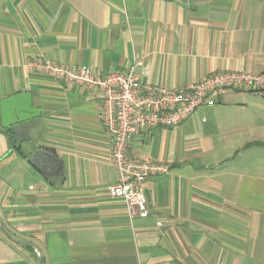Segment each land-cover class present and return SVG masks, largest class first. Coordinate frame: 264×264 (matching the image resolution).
Wrapping results in <instances>:
<instances>
[{"label":"crops","instance_id":"obj_1","mask_svg":"<svg viewBox=\"0 0 264 264\" xmlns=\"http://www.w3.org/2000/svg\"><path fill=\"white\" fill-rule=\"evenodd\" d=\"M33 60L134 67L145 85L171 89L216 72L261 73L264 0H0V100L29 92L42 120L21 144L0 125L9 232L39 248L41 264H244L264 214V94L230 90L178 126L133 134L127 157L169 171L143 182L148 211L129 218L107 192L118 172L98 95ZM37 148L59 158L57 176L27 162ZM36 257L0 230V264Z\"/></svg>","mask_w":264,"mask_h":264},{"label":"built area","instance_id":"obj_2","mask_svg":"<svg viewBox=\"0 0 264 264\" xmlns=\"http://www.w3.org/2000/svg\"><path fill=\"white\" fill-rule=\"evenodd\" d=\"M35 70L83 86L100 99L99 117L111 135L110 160L117 180L107 186L109 196L123 200L129 218L146 214L148 204L143 182L169 171V165L147 158H128L131 136L143 128L175 127L201 105H212L230 90L264 94V72L225 71L213 73L180 89L145 85L134 67L106 73L89 66H70L33 60ZM205 119H203L204 121Z\"/></svg>","mask_w":264,"mask_h":264},{"label":"water","instance_id":"obj_3","mask_svg":"<svg viewBox=\"0 0 264 264\" xmlns=\"http://www.w3.org/2000/svg\"><path fill=\"white\" fill-rule=\"evenodd\" d=\"M41 110L32 104L29 92H16L0 100V125L10 129L16 142H30L38 136L42 120ZM27 162L39 172L57 176L61 163L57 156L45 148H37L26 158ZM0 230L13 242L32 246L37 251L36 264H41L42 253L33 243L14 237L0 220Z\"/></svg>","mask_w":264,"mask_h":264},{"label":"rangeland","instance_id":"obj_4","mask_svg":"<svg viewBox=\"0 0 264 264\" xmlns=\"http://www.w3.org/2000/svg\"><path fill=\"white\" fill-rule=\"evenodd\" d=\"M253 241V248H245L244 264H264V214L260 216L259 231Z\"/></svg>","mask_w":264,"mask_h":264}]
</instances>
